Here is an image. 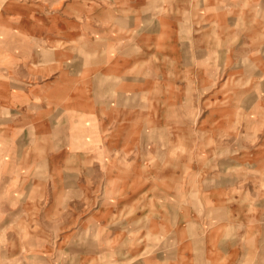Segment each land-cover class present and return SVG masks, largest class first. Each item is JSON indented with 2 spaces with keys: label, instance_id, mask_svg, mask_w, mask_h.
<instances>
[{
  "label": "crops",
  "instance_id": "crops-1",
  "mask_svg": "<svg viewBox=\"0 0 264 264\" xmlns=\"http://www.w3.org/2000/svg\"><path fill=\"white\" fill-rule=\"evenodd\" d=\"M241 1L247 9L239 8L235 17L226 0H188L194 5L188 12L187 0H177L176 15L170 0H83L80 22L70 16L74 13L59 16L45 10L28 17L33 33L21 35L17 49L0 46V132L10 137L2 139L10 151L0 163L23 165L12 177L28 179L11 194L28 195L34 187V198H44L45 211L56 218L73 213L82 197L89 199L90 190L80 180L103 172L105 190L94 210L99 218L82 220L84 227L97 221L105 232L98 258L113 259V264H264V156L254 155L255 149L238 161L219 158V174L209 178L210 184L188 188L191 204L174 209L164 203L169 211L161 221L152 219L153 210L146 206L154 201L148 181L166 174L154 173L151 166L169 146V141L155 140V132L170 130L162 119L167 111L159 104L170 107L171 82L187 80L191 86L205 77L210 83L217 81L219 68L250 67L251 52L264 58V42L251 43L252 37L264 38V15H258L264 0ZM40 4L29 3L33 9ZM250 11L256 16L250 17ZM233 19L241 32L230 45L225 31ZM238 23L246 24L247 32ZM148 37L162 43L161 62L153 61L154 44ZM239 49L246 54L230 55L231 62L221 66L213 57ZM180 173L186 180V173ZM2 178L11 175L3 172ZM4 191L9 194V187ZM0 210L19 212L22 204L12 210L1 204ZM125 210L131 215L122 219ZM155 240L162 242V250L141 255L154 248ZM1 242V253H9L3 237ZM109 242L113 245L107 248ZM176 244L179 260L169 256L176 252L170 245Z\"/></svg>",
  "mask_w": 264,
  "mask_h": 264
},
{
  "label": "rangeland",
  "instance_id": "rangeland-1",
  "mask_svg": "<svg viewBox=\"0 0 264 264\" xmlns=\"http://www.w3.org/2000/svg\"><path fill=\"white\" fill-rule=\"evenodd\" d=\"M82 1L0 0V46L4 45L17 49L19 45L17 39L24 33H33L32 19H28L32 17L33 13H42L43 10L47 13L56 12L59 16H68L67 14L74 13L70 16L74 15L75 22H80V9L85 3ZM170 1L171 14L176 15L177 0ZM34 2H41L39 9H33V5H29V3L33 4ZM185 7L186 12H188L189 9L193 10L194 5L188 3L187 0ZM241 7L247 9V5L243 6L241 0H226V8L229 15L233 17L236 16L235 11ZM258 11V15L263 16L264 5L258 7ZM252 16L255 17L256 12L250 11V17ZM57 22L59 27L63 25L59 19ZM240 25L247 32L246 24ZM240 32L239 28L234 27L233 19L225 31L227 34L225 43L234 44L236 41L235 34ZM220 33L221 29L219 28ZM149 41L154 44L153 61L161 62L163 59L162 43L156 44L159 41L154 38H150ZM262 42H264V38L261 36H255V39L253 37L251 39V43L261 44ZM222 47H227V44ZM231 49H234V45ZM126 51L133 53L129 49ZM149 53L152 54V52ZM243 54L246 52L239 49L230 52L219 51L213 57L220 62L221 66L225 62H231L230 55H236L232 58L235 59L243 56ZM249 58L250 67L219 68L217 81L213 80L206 83L207 81L203 77V80L196 81L195 85L191 86L187 84L189 82L187 80L181 82L176 80L175 84L171 82L170 107H162L159 104L160 110L167 111V116H163L162 119L169 123L170 130L169 133L155 132L157 136L155 140L169 141V146L162 152L160 160L155 161L151 166V171L154 173L161 170V174H163L164 170L166 174L163 176L152 174L153 180L148 181L153 183L154 201L148 205L145 203V205L148 209L153 210L154 218L152 219L161 221L164 218L166 212L169 211V209L164 208V203H169L174 209L179 204H191L193 196L188 194V188L194 190L208 186L211 182L209 178L219 174L217 169L219 158L222 162L228 157H235L238 161L240 160L238 156L242 158L251 157V155L244 153L251 149L257 151L254 155L264 156V146L254 148L258 145H264V58L260 52H251ZM254 59L259 60L258 63ZM183 84L186 87H180L184 89V92L180 93L179 85ZM137 87H141V85H135L134 89ZM174 89L176 90L174 91ZM157 91V95L160 96L161 86L157 87ZM2 139H10L9 134L0 132V159H4V156L10 151L8 148L10 144H3ZM30 153L35 152L31 151ZM22 166L0 163V205L3 204L5 208V204H7L12 210V208L22 204V210L19 212L17 210L10 212L0 210V244L3 242H1V237H3L6 240L4 246L7 249L10 248V252L6 254L0 251V264H113V259L105 262L103 257L98 258V253L105 248L103 243L105 232L96 227L98 222H90L89 227H84L82 223L83 219L95 221L99 218L94 210L97 209L100 196L105 190V174L102 172L101 176H98L100 172L95 171L93 179L80 180L79 183L90 190L89 199L82 197L79 199L81 202L74 206L73 213H61L55 218L48 211H45V205L48 202L44 198L40 195L34 198V187L30 188L28 195L11 194L16 191L15 188L22 189V186L28 181V179L17 177V175L12 177V173H18ZM178 169L182 173H186V180ZM257 171L259 172V169ZM3 172H9L11 179L4 180L2 178ZM245 172L247 170H242L240 173ZM188 177H191V180ZM108 183L111 184L108 186ZM113 185V181H107V187H113ZM6 187H9V194H6L5 191L1 192L2 188ZM110 198L106 193L104 199L109 200ZM119 202L121 200H118ZM141 205H143V199L139 198L138 206ZM119 214L118 212L117 215L119 216ZM141 214L142 212L139 218ZM130 215V212L125 210L120 218L127 219ZM3 224L5 229L1 228ZM71 224L72 226H69ZM144 233L143 230L141 234ZM108 245L113 244L109 242L106 244L107 248H109ZM153 245V249L143 250L140 254L161 251L163 248L160 240L158 242L153 241ZM166 247H168L167 243ZM174 247L170 245L171 251L175 249L176 252L169 256L179 260L178 257L181 253L177 250L178 245L176 244ZM169 262L148 261V263L143 262L141 264H168ZM123 264L136 263L125 261Z\"/></svg>",
  "mask_w": 264,
  "mask_h": 264
},
{
  "label": "bare ground",
  "instance_id": "bare-ground-1",
  "mask_svg": "<svg viewBox=\"0 0 264 264\" xmlns=\"http://www.w3.org/2000/svg\"><path fill=\"white\" fill-rule=\"evenodd\" d=\"M244 254V253H243Z\"/></svg>",
  "mask_w": 264,
  "mask_h": 264
}]
</instances>
